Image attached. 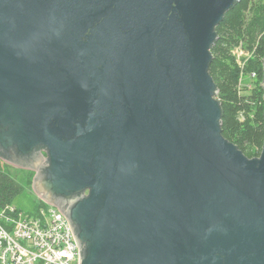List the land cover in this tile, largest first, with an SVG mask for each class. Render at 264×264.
I'll return each instance as SVG.
<instances>
[{
    "label": "water",
    "instance_id": "95a60500",
    "mask_svg": "<svg viewBox=\"0 0 264 264\" xmlns=\"http://www.w3.org/2000/svg\"><path fill=\"white\" fill-rule=\"evenodd\" d=\"M238 1L0 0V157L81 264H264V142L224 137L209 73Z\"/></svg>",
    "mask_w": 264,
    "mask_h": 264
},
{
    "label": "trees",
    "instance_id": "16d2710c",
    "mask_svg": "<svg viewBox=\"0 0 264 264\" xmlns=\"http://www.w3.org/2000/svg\"><path fill=\"white\" fill-rule=\"evenodd\" d=\"M216 32L209 73L223 112L222 133L248 157L258 156L264 142V0H239ZM238 46L251 53L243 66L234 52ZM251 72H256L258 82L248 90L242 87V76ZM22 190V184L0 165V207Z\"/></svg>",
    "mask_w": 264,
    "mask_h": 264
},
{
    "label": "built area",
    "instance_id": "2783aa9c",
    "mask_svg": "<svg viewBox=\"0 0 264 264\" xmlns=\"http://www.w3.org/2000/svg\"><path fill=\"white\" fill-rule=\"evenodd\" d=\"M0 264H81V249L64 212L52 204L32 214L12 203L0 207Z\"/></svg>",
    "mask_w": 264,
    "mask_h": 264
},
{
    "label": "rangeland",
    "instance_id": "374dc122",
    "mask_svg": "<svg viewBox=\"0 0 264 264\" xmlns=\"http://www.w3.org/2000/svg\"><path fill=\"white\" fill-rule=\"evenodd\" d=\"M234 52L237 60L242 66L245 65L246 60L251 57V53L246 51L241 46L236 47ZM255 77L250 76L249 73H244L242 76V87H247L248 90H250L252 86L254 87L257 85L258 79ZM0 165L6 171L11 173V175L23 186V190L12 200L11 203L13 205L30 214L35 213L37 210L45 208L49 205L48 202L43 201L32 188L35 171L11 166L1 160Z\"/></svg>",
    "mask_w": 264,
    "mask_h": 264
},
{
    "label": "flooded vegetation",
    "instance_id": "af4514ba",
    "mask_svg": "<svg viewBox=\"0 0 264 264\" xmlns=\"http://www.w3.org/2000/svg\"><path fill=\"white\" fill-rule=\"evenodd\" d=\"M0 160L3 161V162H5V163H7V164H9V165H11V166H14V165H12V164H10V163L4 161L1 157H0Z\"/></svg>",
    "mask_w": 264,
    "mask_h": 264
}]
</instances>
